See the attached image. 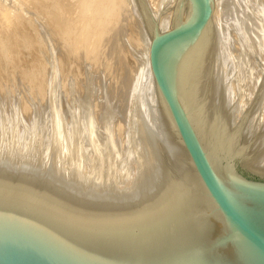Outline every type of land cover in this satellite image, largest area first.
Returning a JSON list of instances; mask_svg holds the SVG:
<instances>
[{"label":"water","instance_id":"obj_1","mask_svg":"<svg viewBox=\"0 0 264 264\" xmlns=\"http://www.w3.org/2000/svg\"><path fill=\"white\" fill-rule=\"evenodd\" d=\"M143 1L151 72L189 159L145 197L105 202L0 168V264H264V164L205 152L171 76L169 48L200 33L213 0H192L194 18L167 31Z\"/></svg>","mask_w":264,"mask_h":264},{"label":"bare ground","instance_id":"obj_2","mask_svg":"<svg viewBox=\"0 0 264 264\" xmlns=\"http://www.w3.org/2000/svg\"><path fill=\"white\" fill-rule=\"evenodd\" d=\"M96 1L99 2L100 0ZM129 1L133 4L129 3L130 6L132 5L134 12L139 13L141 19L143 17L142 23L139 21L140 24H143L139 32L146 35V39H142L143 41L146 40V44L145 41L143 42L146 47L142 46L145 48L144 58L141 54L144 66L142 65L141 73L137 76L139 78L135 80L137 84L132 91L131 110H129L131 120H129V127L126 129L128 132L126 136L124 132L122 133L126 139L116 137L115 132L117 130L113 131L118 128L116 125V127L113 126V120L116 119H114L115 113H113L115 111L111 110L110 112L106 109L108 112L104 113L106 107H103L104 114H100L101 118H99L101 123L97 124L98 119L97 121L95 119L98 115L95 117L94 114L96 113H92L93 110L91 109L93 107L91 105L94 104L93 100V104L90 103L91 100L90 102H82V100L80 102L78 100L75 104V102L72 103L75 98H71L70 103L74 104V108H72V111L69 109V111L72 112L70 114L75 122L72 121L74 123L72 129V122L70 123L72 126L68 132H65L61 128L62 126L60 127V121L65 119L60 120L57 115L52 114L53 111L50 114L53 118L48 117L50 119L48 121H44L43 116V119H39L40 113L37 114L36 111L35 116H37L26 127L21 126V123H24L22 120L25 119L21 120L18 115L5 117L6 115L1 114V169L19 167L31 175L34 174L32 172H35L38 177L34 175L33 179L39 178L43 183L39 185H47L63 193L105 202L145 197L162 180L189 159L182 149L174 123L168 116L166 108L160 102V94L151 72L150 49L153 22L146 15L147 8L143 0ZM145 1L159 20L163 31L171 30L176 25L189 22L194 18V3L192 0H162L160 7H164L166 4V10L164 13L162 12V15L158 14L160 7L157 6L156 8V3L153 0ZM229 1L231 0L226 1L228 4H224V6H229ZM223 2V0H213L211 18L197 36L190 39L184 38L169 48V50L176 52L178 58V64H175L173 59L171 60L173 84L179 101L205 152L246 155L264 164V40L263 38V41L260 39L261 42L256 37L258 44L254 42L255 40L251 41L254 42V45L256 44L255 46H260L258 49L257 47L255 49L248 48V45H244L247 47L246 50H255V54L261 56V59H259L262 63H256L257 66L254 69L242 65L245 55L241 59L238 57L241 55H237L238 58H236V55L234 56L231 53L234 49L230 48V45L233 47V44L230 43L233 36L230 37L231 34L228 32L230 23L228 20L226 21L225 16V20L220 19V10H223L220 8ZM110 7L115 8L114 5H110ZM112 8L107 12L111 13ZM232 11L227 15L230 14V17H233L234 15H231ZM259 12L261 11L258 10V14ZM261 13L260 15L264 16V13ZM1 17L3 22H9L8 13L7 16L3 14ZM89 17L85 15L81 19L82 24H85L86 27H83L86 30L85 32L90 29L89 21L92 18ZM229 18L227 16V19ZM224 21L226 24L228 22V26ZM248 21L250 22V20ZM252 33L254 34V32ZM241 34L243 35L244 32L242 31ZM143 35L140 36L145 37ZM82 36L85 37L86 34ZM100 36L96 35L95 43L99 42L100 44L99 40L102 38ZM250 37L246 39L243 37V39L250 41ZM245 40L243 42H246ZM243 42L242 45L245 44ZM239 48L245 49L243 47ZM141 49L140 53H142ZM244 54H248V52H244ZM246 59L249 60V63L250 59ZM244 63L246 64L247 61ZM56 91L54 90V93ZM58 92L60 95L59 90ZM89 98L86 100H89ZM57 103H54V105H57ZM82 105L85 109L81 108ZM53 107L56 108V106ZM57 113H60V111ZM78 115L83 117V121L82 117L79 119L80 116L78 117ZM71 116L69 117L70 120ZM58 129H62V131ZM1 169L0 172H2ZM20 178L27 179L28 177L23 175Z\"/></svg>","mask_w":264,"mask_h":264},{"label":"rangeland","instance_id":"obj_3","mask_svg":"<svg viewBox=\"0 0 264 264\" xmlns=\"http://www.w3.org/2000/svg\"><path fill=\"white\" fill-rule=\"evenodd\" d=\"M125 1L126 0H100L99 2L96 0H0V115H6L5 117L18 115L21 120L25 119L22 120L24 123H21V126L26 127L30 124L29 122H32L37 116H35L36 111L37 114L40 113L39 119L45 118L44 121L53 118L50 115L53 111L55 112H52L54 116L57 115L60 120L65 119L60 121L62 124H60V127L62 126L61 128H63L65 132H68L72 125L71 129L74 127L73 122H75L72 120L73 118L70 114L72 113L70 111L74 108V104L72 103L75 102L76 104L78 100L80 102L81 100L82 102H90L91 100L90 103H94L93 105L90 104L91 107L93 106L91 108L93 110L92 113H96L94 114L95 117L98 115L95 119V121L98 119L97 124L101 123V121H99V118H101L100 114L108 112L107 110L110 112L111 110L115 111L113 112L115 113L114 119L116 118L117 120H113V126L116 125L118 128H115L113 131L115 132L117 130L115 132L116 137L126 139L125 136L128 132L126 129L129 127V120H131V115L129 114L131 112L129 110H131L132 91L137 84L135 80L139 78L137 76L140 75L141 69L144 66L143 56L145 52L144 47H146V45L144 46L143 42L145 41L146 44V40L143 41L142 39H146V35L142 32V34H140L139 32L143 26V24H140L142 23L140 14L134 12L132 8L133 4L130 3L129 0ZM223 1V5L220 9L224 11L220 10V19L223 20L225 16L226 21L228 20L230 23L228 26V22L226 24L224 21L229 27L228 30L230 29L232 32L231 33L230 30L228 31L229 34H231V36H229H233L230 39V43L233 44V47L230 45V48L234 49L233 51L231 49V53H233L234 56L236 55V58L240 57L241 59L245 55L243 58L245 60L242 61H247V63L245 64L243 62L242 65L254 69V67L257 66L256 63H262L260 62L261 56L256 55V51H252V49H255V47H257V49L260 48L259 45L255 46L258 44L257 38H259V40L263 38L264 40V20H262L264 16L260 15L262 14L261 12L264 13V0H231L229 1V6L227 5L228 7L224 6V4H228V2L226 3L228 0ZM153 2L156 3V8L157 6L159 8L162 0H153ZM129 3L132 5L130 6ZM110 5H114L115 8H112L113 6L110 7ZM230 6L234 7L232 8ZM165 7L166 4L164 7H160V10L158 9V14L162 15L166 10ZM236 7L239 8L236 9ZM110 8H112L110 10L112 11L111 13L107 12ZM231 9L233 11L237 10L235 11L236 13ZM257 9L261 11L259 14ZM221 11L224 12V15ZM231 11V15H234L233 17H230V14L227 15ZM6 12L8 13L9 22H3L1 17L3 14L7 16ZM79 13L84 15L80 17L81 15ZM85 15L92 18L89 21L91 30L89 29L87 31L88 33L85 32L86 30L83 28L85 24H82L83 22L81 20ZM227 16L230 18L227 19ZM106 17L110 18L107 19ZM248 20H250V22ZM139 27L140 29H138ZM242 31L244 32L243 35L241 34ZM252 32H254V34ZM85 34L86 36L83 37L82 35ZM143 34L145 37H141ZM96 35H101L100 37H102V41L99 40L100 44L99 42L95 43ZM248 36H253L252 38L250 37V41H248V39L245 40L249 38ZM243 37L245 39H243ZM244 40L246 42H243ZM241 41L245 44L242 45ZM251 41L257 43L254 45V42ZM244 45H248V48L252 49L246 50L247 47ZM239 47L245 49H240ZM140 49L142 53H140ZM239 50H241L243 54L241 52H239L241 53L239 54ZM243 50L244 52H248L249 55L244 54ZM249 51L254 53L252 54V52ZM250 54L254 57L252 55L250 56ZM237 55L241 56L237 57ZM245 57L250 59L249 63V60ZM57 89L60 91V95ZM54 90H57L56 93H54ZM53 96L54 98H52ZM76 96L78 97L77 99ZM56 98L57 100H55ZM71 98H75L76 100L74 99V101L72 100V103H70ZM87 98H89V100H86ZM54 103H57V105H54ZM53 106H56V108ZM103 107H106L105 110L107 109L105 112ZM81 108L85 109L84 106ZM125 109L128 111H125ZM58 111H60V113H57ZM70 116L71 120L69 118ZM79 116L80 115H78V117ZM81 117L82 116H80L79 119ZM71 122L72 125L70 124ZM58 130L62 131V129ZM123 132L125 136L122 134ZM117 134L119 135L117 136Z\"/></svg>","mask_w":264,"mask_h":264}]
</instances>
